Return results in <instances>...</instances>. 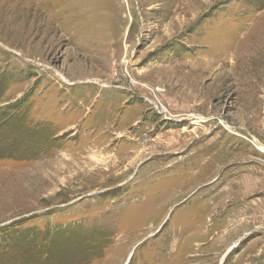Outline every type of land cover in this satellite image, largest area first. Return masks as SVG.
Wrapping results in <instances>:
<instances>
[{
    "label": "rangeland",
    "instance_id": "374dc122",
    "mask_svg": "<svg viewBox=\"0 0 264 264\" xmlns=\"http://www.w3.org/2000/svg\"><path fill=\"white\" fill-rule=\"evenodd\" d=\"M57 1L0 0V264H264V0Z\"/></svg>",
    "mask_w": 264,
    "mask_h": 264
},
{
    "label": "bare ground",
    "instance_id": "6f19581e",
    "mask_svg": "<svg viewBox=\"0 0 264 264\" xmlns=\"http://www.w3.org/2000/svg\"><path fill=\"white\" fill-rule=\"evenodd\" d=\"M67 1V2H66ZM75 1V0H74ZM78 1V0H77ZM60 2L61 3H63L62 2V0H58L55 4L56 5H60ZM73 2V1H72ZM64 3H66V4H68L69 3V0H64ZM71 3V2H70ZM75 3V2H74ZM55 6V5H54ZM71 8V7H70ZM80 8H82V7H80ZM79 8V12H78V15L76 16V15H74L73 14V12L74 11H76L77 9H78V7H75V6H73V8H71L70 10H68V13H70V15L72 16V17H75L76 18V21H81L82 19H84V15H85V13H84V11H83V9H80ZM65 11V10H64ZM59 12V11H58ZM64 14H66V13H64ZM60 17V16H59ZM61 18V17H60ZM224 57V56H223ZM64 78V77H63ZM64 80H66L65 78H64ZM161 109H162V113H164V114H167L168 113V111H167V109L165 108V107H162L161 106ZM188 117H192V116H188ZM203 119V118H202ZM205 120H206V118H204V122H205ZM207 122V121H206ZM253 142L255 143L254 145H255V147L257 148V150H259V151H261V152H263L264 153V145L256 138V137H253ZM202 172H204V171H202ZM239 189V188H238ZM233 190V189H232ZM240 190V189H239ZM241 191V190H240ZM242 193V192H241ZM245 193V192H244Z\"/></svg>",
    "mask_w": 264,
    "mask_h": 264
},
{
    "label": "trees",
    "instance_id": "16d2710c",
    "mask_svg": "<svg viewBox=\"0 0 264 264\" xmlns=\"http://www.w3.org/2000/svg\"><path fill=\"white\" fill-rule=\"evenodd\" d=\"M52 261H53V259L49 260V262H52Z\"/></svg>",
    "mask_w": 264,
    "mask_h": 264
},
{
    "label": "built area",
    "instance_id": "2783aa9c",
    "mask_svg": "<svg viewBox=\"0 0 264 264\" xmlns=\"http://www.w3.org/2000/svg\"><path fill=\"white\" fill-rule=\"evenodd\" d=\"M160 108H161V106H160Z\"/></svg>",
    "mask_w": 264,
    "mask_h": 264
}]
</instances>
